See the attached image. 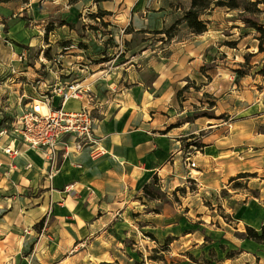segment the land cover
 <instances>
[{
  "label": "rangeland",
  "instance_id": "374dc122",
  "mask_svg": "<svg viewBox=\"0 0 264 264\" xmlns=\"http://www.w3.org/2000/svg\"><path fill=\"white\" fill-rule=\"evenodd\" d=\"M55 1L0 0V127L10 128L42 90L70 80L72 50L84 52L81 62L137 54V70L146 67L142 75L150 81L155 75L150 66L169 53L172 43L189 36L181 17L184 0H137V32L124 24L125 13L119 22L102 8L108 13L99 17L94 0L76 1L84 3L82 9H73L76 2L70 0ZM118 2L124 3L113 1ZM163 5L174 17L161 26L152 18ZM259 7L264 9V2ZM226 8L217 7L213 17L205 14L213 19L202 38L212 40L205 51L208 61L198 81H190L175 99L176 134L187 132L182 126L196 117L208 122L192 139L179 138V160L171 159L169 173L176 179L166 182L165 171L153 172L134 201L104 202L86 222L73 217L56 222L49 211L39 232L7 209L16 196L21 213L22 196H37L41 188L22 167L25 157L1 154L0 264H264V243L246 237L247 225L261 232L264 224V170L246 169L252 156L264 159V76L259 73L264 50H259L260 33L240 19L243 9ZM48 27L53 29L45 37ZM162 29H170V35ZM10 72L15 79H8ZM187 158L197 163L194 170ZM110 210L117 211L111 215Z\"/></svg>",
  "mask_w": 264,
  "mask_h": 264
},
{
  "label": "crops",
  "instance_id": "0c3cea01",
  "mask_svg": "<svg viewBox=\"0 0 264 264\" xmlns=\"http://www.w3.org/2000/svg\"><path fill=\"white\" fill-rule=\"evenodd\" d=\"M113 1L116 0L99 2L94 0L96 6L112 11L119 22L125 13L124 24L128 22L127 24L133 26L134 32H137V0H123V4L118 2L116 5ZM184 1H186L184 10L187 11L192 0ZM88 5L85 4L86 7ZM72 7L82 9L84 3L76 2ZM216 8L210 14L212 17ZM181 9L179 7V10ZM159 11L161 14H155L152 19H157L161 26L172 23L170 21H173L174 16L170 15L164 5L159 7ZM127 13L129 17L126 16ZM183 16L181 14V17ZM212 23L213 19L209 27ZM183 24L189 29V36L184 37L180 43H172L169 53L150 66L155 71L150 81L142 75L146 67H139L137 70V54H133L131 58L124 55L109 61H92L94 57L92 60L86 57L83 58L84 62H81L83 60L79 59H82L84 52L81 49L72 50L74 54L71 55L70 68L66 72L70 75V80L78 78L83 81L90 89V98L85 95L81 99H71L66 103V108L72 110L80 109L82 106L93 108L95 140L81 150L70 148L65 154L63 144H58L56 148L62 149L57 163L58 170L50 177L48 161L41 150L29 148L19 137L4 136L1 144L10 143L21 151L15 156L0 151V155L25 157L26 162L22 167L32 172L30 174L32 180L29 178L31 183H36L41 188V193L37 196H22L24 207L21 213L20 208L15 205L17 197L10 198L12 204L10 203L11 206L9 204L7 210L13 212L12 216L23 215L26 222L34 228L49 211L50 216L55 215L56 222L71 217L75 222H86L94 217L95 207L99 209L104 202L121 204L132 199L134 201L142 183L153 172L158 171L161 174L165 171V175L161 177L166 182L176 179L170 177L169 173L174 170L171 159L176 162L179 160L177 152L182 148V140L179 138L185 136V140L192 139L198 132L205 130L208 123L204 116L196 117L193 121H186L182 126L190 130H185L187 132L180 130L182 134H176L174 130V103L178 98L176 90L183 88L190 81H198L201 71L205 69L203 66L208 61L205 51L212 44L211 39H202L208 30L202 34H195L185 21ZM132 33L127 32V35ZM69 37H73L72 34ZM82 39L85 37L77 40ZM87 52L89 53V50ZM10 75L8 79L12 78V72ZM15 76L16 74L12 79H15ZM16 85L17 83L10 85L9 93L15 92L12 88ZM59 103L60 98L56 97L55 104ZM213 162L214 160L209 159L208 163L212 166ZM246 169L264 170V159L252 156L247 160ZM46 174L48 179L44 180ZM232 178L233 176L229 178L231 182L235 180ZM214 179L209 178L212 187H215ZM116 211L110 210L108 214L113 215Z\"/></svg>",
  "mask_w": 264,
  "mask_h": 264
},
{
  "label": "built area",
  "instance_id": "2783aa9c",
  "mask_svg": "<svg viewBox=\"0 0 264 264\" xmlns=\"http://www.w3.org/2000/svg\"><path fill=\"white\" fill-rule=\"evenodd\" d=\"M72 46H75L72 44ZM90 89L81 79L58 80L34 98L31 106L16 116L11 127H0V151L15 156L20 149L9 144H1L4 136L19 137L29 148L41 150L48 161L49 176L58 170L57 163L62 149L56 146L63 144V154L74 147L81 150L95 140L93 108L82 106L80 109H68L66 103L71 99L89 98ZM60 103L55 104V98ZM191 167L196 162L187 158ZM192 175V173H190Z\"/></svg>",
  "mask_w": 264,
  "mask_h": 264
},
{
  "label": "trees",
  "instance_id": "16d2710c",
  "mask_svg": "<svg viewBox=\"0 0 264 264\" xmlns=\"http://www.w3.org/2000/svg\"><path fill=\"white\" fill-rule=\"evenodd\" d=\"M72 2H76L78 0H70ZM99 1H106V0H95V2ZM264 2V0H246L244 4L240 3V0H192L190 8L186 11L183 20L187 23L189 28L192 32L195 34H202L209 28L210 18H205V14H211L212 11L216 7H227L230 10L242 8L243 10L240 12V19L244 21L248 26L254 27L257 32L260 33L259 36H257L259 40V50H264V23L262 22V19L264 18V9L259 7V4ZM99 17L105 16L107 14V11L102 10L99 8ZM247 13L252 14L253 16L246 15ZM67 22L65 20L61 21V25H65ZM72 25V24H68ZM53 28L48 27L46 29V36H48L49 32L52 31ZM170 29H163L160 32H163L165 34H169ZM259 73H261L264 76V65L259 70ZM190 87L189 83H187L183 88L179 89L177 91V97L180 96V94L183 91H186ZM213 105H215V102H213ZM180 189V188H179ZM144 192L146 195L151 196L153 194L152 189L150 188L149 184H145L144 186ZM153 196V195H152ZM46 220V217H44L40 222L35 224V228L40 230L42 229V226ZM246 237L249 239H253L259 243H264V225L262 226L261 232H259L256 228L252 226H246Z\"/></svg>",
  "mask_w": 264,
  "mask_h": 264
},
{
  "label": "bare ground",
  "instance_id": "6f19581e",
  "mask_svg": "<svg viewBox=\"0 0 264 264\" xmlns=\"http://www.w3.org/2000/svg\"><path fill=\"white\" fill-rule=\"evenodd\" d=\"M198 172V171H197Z\"/></svg>",
  "mask_w": 264,
  "mask_h": 264
}]
</instances>
